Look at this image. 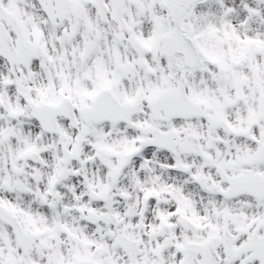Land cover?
Masks as SVG:
<instances>
[{
	"label": "snow or ice",
	"instance_id": "1",
	"mask_svg": "<svg viewBox=\"0 0 264 264\" xmlns=\"http://www.w3.org/2000/svg\"><path fill=\"white\" fill-rule=\"evenodd\" d=\"M0 264H264V0H0Z\"/></svg>",
	"mask_w": 264,
	"mask_h": 264
},
{
	"label": "rangeland",
	"instance_id": "2",
	"mask_svg": "<svg viewBox=\"0 0 264 264\" xmlns=\"http://www.w3.org/2000/svg\"><path fill=\"white\" fill-rule=\"evenodd\" d=\"M230 2H231V0H230ZM236 2L239 3V0H236ZM213 7H215V6L213 5Z\"/></svg>",
	"mask_w": 264,
	"mask_h": 264
}]
</instances>
